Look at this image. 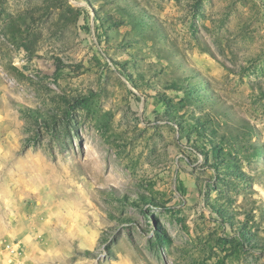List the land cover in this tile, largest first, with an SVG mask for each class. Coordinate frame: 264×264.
<instances>
[{"label": "rangeland", "instance_id": "obj_1", "mask_svg": "<svg viewBox=\"0 0 264 264\" xmlns=\"http://www.w3.org/2000/svg\"><path fill=\"white\" fill-rule=\"evenodd\" d=\"M0 264H264V0H0Z\"/></svg>", "mask_w": 264, "mask_h": 264}]
</instances>
